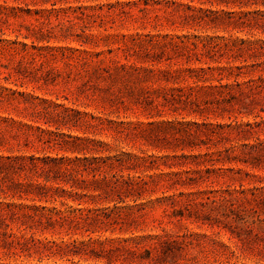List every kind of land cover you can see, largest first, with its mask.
Instances as JSON below:
<instances>
[{
    "label": "rangeland",
    "instance_id": "1",
    "mask_svg": "<svg viewBox=\"0 0 264 264\" xmlns=\"http://www.w3.org/2000/svg\"><path fill=\"white\" fill-rule=\"evenodd\" d=\"M0 212V264H264V0H0Z\"/></svg>",
    "mask_w": 264,
    "mask_h": 264
},
{
    "label": "trees",
    "instance_id": "2",
    "mask_svg": "<svg viewBox=\"0 0 264 264\" xmlns=\"http://www.w3.org/2000/svg\"><path fill=\"white\" fill-rule=\"evenodd\" d=\"M34 211V210H32ZM2 215V212H0V216ZM42 215L47 218V221L50 222V221H58L57 219L53 218L52 215L50 214H45V213H42ZM12 216L14 218H17V219H21L22 221L26 222V220H24L23 218H26L27 220H32L34 222H39L41 223L42 222V219L43 217H39V219H35L36 216H39L37 213L35 212H31V211H26V212H18V211H12ZM62 218V217H61ZM31 241H33L34 244L36 243H41L43 245V247H47L49 245L50 242H44L42 239H36L34 236L31 238ZM26 244V243H25ZM58 245V244H56ZM60 246V245H58Z\"/></svg>",
    "mask_w": 264,
    "mask_h": 264
}]
</instances>
